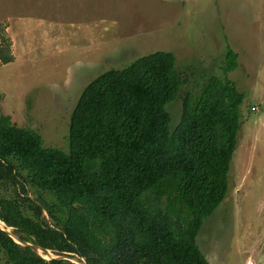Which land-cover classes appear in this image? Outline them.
I'll return each instance as SVG.
<instances>
[{
	"label": "trees",
	"instance_id": "obj_1",
	"mask_svg": "<svg viewBox=\"0 0 264 264\" xmlns=\"http://www.w3.org/2000/svg\"><path fill=\"white\" fill-rule=\"evenodd\" d=\"M0 60L12 61L0 30ZM222 71L189 93L172 127L167 105L186 78L156 50L92 78L69 122L68 149L0 114V222L21 240L87 264H211L197 243L229 190L245 93ZM6 264L44 259L0 228Z\"/></svg>",
	"mask_w": 264,
	"mask_h": 264
},
{
	"label": "rangeland",
	"instance_id": "obj_2",
	"mask_svg": "<svg viewBox=\"0 0 264 264\" xmlns=\"http://www.w3.org/2000/svg\"><path fill=\"white\" fill-rule=\"evenodd\" d=\"M0 30L12 56L0 60V114L64 150L75 103L99 73L172 51L186 78L167 105L175 127L186 95L211 75L224 77L231 46L239 65L228 76L246 95L242 125L228 194L204 219L197 243L211 264H264V104L256 99L264 76V0H0ZM38 252L84 264L83 257Z\"/></svg>",
	"mask_w": 264,
	"mask_h": 264
},
{
	"label": "water",
	"instance_id": "obj_3",
	"mask_svg": "<svg viewBox=\"0 0 264 264\" xmlns=\"http://www.w3.org/2000/svg\"><path fill=\"white\" fill-rule=\"evenodd\" d=\"M1 226V225H0ZM1 229H3L4 231H6L9 235H11L16 241H18V242H20L21 244H27V245H29L33 250H35L38 254H39V252H38V250L39 249H41L42 251H44L45 253H50L51 252V250L50 249H47V248H43V247H39V246H37L36 244H33V243H30V242H27V241H24V240H21L20 238H15L14 236H13V233L10 231V230H7V229H4V228H2V227H0ZM41 255V254H40ZM44 259H46V260H50V259H53L54 257H52V258H50V259H48V258H46L45 256H43V255H41ZM61 257H63V256H61ZM59 258V257H58ZM83 263L84 264H87V262L85 261V259L83 260Z\"/></svg>",
	"mask_w": 264,
	"mask_h": 264
},
{
	"label": "crops",
	"instance_id": "obj_4",
	"mask_svg": "<svg viewBox=\"0 0 264 264\" xmlns=\"http://www.w3.org/2000/svg\"><path fill=\"white\" fill-rule=\"evenodd\" d=\"M264 32V31H263ZM263 34V33H262ZM262 37L264 38V35H262ZM264 39H261V43H264V41H263ZM262 52H264V48H262ZM237 53V52H236ZM238 54V53H237ZM254 55H256V52H255V54ZM238 57H239V55H238ZM262 84H263V86H262V88L256 93V99H260L261 101V104H264V76L262 77ZM246 98V97H245ZM245 101V100H244ZM256 104V103H255ZM262 108V106L260 107V109ZM262 122H264V114L262 115ZM263 141H264V139H263Z\"/></svg>",
	"mask_w": 264,
	"mask_h": 264
},
{
	"label": "bare ground",
	"instance_id": "obj_5",
	"mask_svg": "<svg viewBox=\"0 0 264 264\" xmlns=\"http://www.w3.org/2000/svg\"><path fill=\"white\" fill-rule=\"evenodd\" d=\"M42 251V250H41ZM47 254H49V253H47Z\"/></svg>",
	"mask_w": 264,
	"mask_h": 264
},
{
	"label": "built area",
	"instance_id": "obj_6",
	"mask_svg": "<svg viewBox=\"0 0 264 264\" xmlns=\"http://www.w3.org/2000/svg\"><path fill=\"white\" fill-rule=\"evenodd\" d=\"M253 109H255V108L253 107Z\"/></svg>",
	"mask_w": 264,
	"mask_h": 264
}]
</instances>
